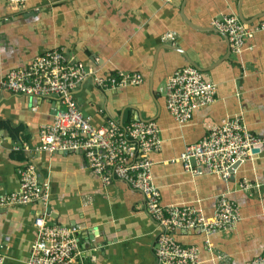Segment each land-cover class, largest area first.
Wrapping results in <instances>:
<instances>
[{"label":"crops","instance_id":"crops-1","mask_svg":"<svg viewBox=\"0 0 264 264\" xmlns=\"http://www.w3.org/2000/svg\"><path fill=\"white\" fill-rule=\"evenodd\" d=\"M238 12L246 23H256L264 19H254L264 13V0H27L23 6L0 0V80L10 68L57 48L99 75L122 70L142 76L136 86L106 90L86 79L73 95L96 127L109 119L157 123L161 147L150 155L151 175L163 205L200 207L209 220L219 195L237 205L240 219L226 230L173 231L179 243L198 247L197 264H243L264 253V144L227 180L208 172L193 176L179 160L171 161L233 115L264 137V34L254 33L235 54L227 36L211 25L215 16ZM189 61L206 69L217 92L212 103L179 124L166 108L165 82L177 69L192 66ZM59 107L56 96L31 97L0 86V189L17 191L18 169L34 159L49 183L48 221L75 230L78 264H160L155 254L160 229L142 193L117 179L104 185L80 150L13 149L23 141L36 146L39 125L51 122ZM40 208L27 203L0 209L2 264H26Z\"/></svg>","mask_w":264,"mask_h":264},{"label":"built area","instance_id":"built-area-1","mask_svg":"<svg viewBox=\"0 0 264 264\" xmlns=\"http://www.w3.org/2000/svg\"><path fill=\"white\" fill-rule=\"evenodd\" d=\"M26 1L6 0L12 6H23ZM161 1L170 3L172 0ZM211 25L227 36L230 51L235 54L242 51L246 39L254 33L264 34V19L251 24L231 14L213 17ZM165 37L172 38V34L167 33ZM86 79L106 90L136 86L141 83L142 76L135 71L122 70L99 75L96 69L68 58L61 48L35 56L26 66L10 68L0 80L2 88L31 97L56 96L60 102L52 121L39 125L38 144L32 147L23 141L13 149L25 153L80 150L88 168L104 185L117 179L142 193L146 210L160 229L155 248L160 264H197L198 247L179 243L173 231L200 227L208 235L212 230H226L240 219L239 208L225 194L217 197L210 220L200 207L163 205L151 175L154 162L150 155L161 147L157 123L134 119L124 125L109 119L102 126L92 125L81 113L73 95ZM216 92L215 84L202 71L184 66L165 82L166 108L179 124H183L191 118L195 108L212 103ZM263 144L264 137L252 134L242 117L233 115L211 128L197 143L186 145L171 161L179 160L184 170L193 176L208 172L227 180L232 166L243 163L254 148ZM18 173L17 191L0 189V209L27 203L41 206L33 217L36 236L26 264H78L81 250L75 230L69 225L48 221L49 183L40 177L35 160L24 163ZM205 246L212 251L208 237ZM2 262L0 256V264ZM243 264H264V253Z\"/></svg>","mask_w":264,"mask_h":264},{"label":"water","instance_id":"water-1","mask_svg":"<svg viewBox=\"0 0 264 264\" xmlns=\"http://www.w3.org/2000/svg\"><path fill=\"white\" fill-rule=\"evenodd\" d=\"M262 16H264V13L258 15V16L255 17L254 19L259 18V17H262ZM238 18H239L242 22H246V21L243 19V17H242V15H241L240 12H238ZM252 21H253V20H250L249 23H251ZM217 31H218V30H217ZM218 32H220V31H218ZM221 33H222V32H221ZM224 35H225V34H224ZM225 36H226V35H225ZM189 63H190V65H192L193 67L197 68L198 70H200V71H202V72L206 71V69L199 67L196 63H193V62H191V61H189ZM138 119H139V118H138ZM140 119H141V118H140ZM238 166H239V163H238V162L232 166V168L230 169V170H231V175L233 174L235 168H237Z\"/></svg>","mask_w":264,"mask_h":264}]
</instances>
